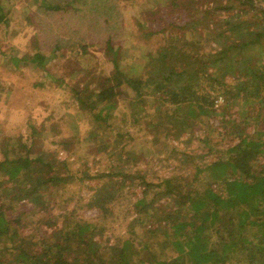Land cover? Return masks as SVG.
<instances>
[{"label":"trees","instance_id":"obj_1","mask_svg":"<svg viewBox=\"0 0 264 264\" xmlns=\"http://www.w3.org/2000/svg\"><path fill=\"white\" fill-rule=\"evenodd\" d=\"M90 1L68 0L65 7L72 6V10L79 13ZM238 1L245 4L244 0ZM4 2L0 0V29L6 32L12 17ZM103 2L106 3V0ZM260 2L264 5V0ZM245 5L249 8L251 20H242L244 15L239 14L241 17L233 26L236 30L216 32L217 28L210 30L205 38L203 33H194L188 24L169 35V28H176L173 22L157 24L160 17L155 15L154 18L138 19L137 37L147 44L165 43L145 51V58L139 63L136 55H125L129 51L120 43V39L115 41L120 45H115L113 29L105 33L107 26L111 28L113 25L108 17L103 18L102 24H90L91 34L85 37L84 29L72 28L74 20L79 18L76 13L71 15L73 21L70 19L65 25L48 24L47 35H43L45 37L40 32L37 37H31L30 49L22 56H19V51L14 53L13 58L6 53L2 55L17 70L24 64L33 70L44 71L59 58V51L67 43L64 38L72 37L80 41L76 46L81 53H86L87 38H92V43L96 44L99 37L105 36L104 49L114 55L113 70L108 74L99 73L95 68L96 74L92 75L96 88L91 91L93 105L101 108V112H94L96 108L82 110L78 106L81 109L79 112L93 111V116L99 122L105 107L113 106L109 101L129 89L132 92L131 104L136 108L145 107V102H151L164 110H186V115L171 119L169 123L164 121L152 131L158 137L162 131L164 134L170 132L165 130L172 127L174 134L180 136L190 127L191 121L199 124L205 121V115H212L219 98L226 104L237 101L256 103L264 112V7L258 6L255 0H247ZM45 7L48 8L49 17L53 18L62 6L46 3ZM225 9L229 8L219 7L217 13ZM201 15L194 22L204 23L207 16ZM153 21L156 26H161L160 30H151L152 26L149 25ZM194 22L191 23L193 27L196 26ZM102 25L105 26L103 34L99 32L104 30L101 29ZM232 36L236 37L238 43L229 41ZM204 40L210 41V44L205 45ZM177 46L187 58L181 60L176 68V63L172 65L171 62ZM212 56L215 60H211ZM126 58H131L133 62L122 70ZM200 60L205 63L204 66L199 65ZM224 64L229 66L227 72L221 68ZM137 69L139 72H133ZM233 70H236V76L230 75L229 72ZM228 77H232V82L227 81ZM205 81L209 82V88L202 87ZM44 112L42 110L41 113ZM258 118L259 115L254 120ZM103 120L107 121L105 117ZM240 127L237 125L236 129ZM47 131L46 128L33 126L30 133L34 140L16 141L13 147L2 152L0 195L4 190H12L11 193L16 195L14 199L31 202L37 209L47 203V191L59 182L54 193L61 197L65 195L63 184L66 186L73 177L51 176L54 168L47 161L53 158L54 153L49 150L46 158L32 154L34 151L41 153ZM214 136V132L208 134L200 141L204 144L199 146L205 145L207 152L211 153L213 146L210 142ZM236 137L239 142L228 148L227 158H218L194 174L196 183L200 182L201 175H208L205 178L214 181L215 187L199 188L193 185L181 190L179 186L185 180L182 175L163 179L156 187L146 181L141 182L144 191L142 197L132 204L136 217L128 224L129 237L120 239L117 244L109 239L99 240L103 233L98 225L83 218L75 219L72 212L66 213L67 220L61 224L54 218H47L48 222H44L45 219L36 222L38 230L48 226L56 232L52 237L27 236L19 232L23 227L20 219L16 220L17 226L12 228L13 221L0 205V264H105L102 251L111 254L108 264H264V168L259 166V157L264 155V143L254 136H248L245 128ZM58 146L66 148L63 142H59ZM183 156V166L199 163L198 158ZM160 188L164 190L155 192ZM117 194L106 188L99 189L91 199L90 206L98 208L109 220L108 216L113 214L111 203ZM162 197L169 200L174 197L181 201L175 209L169 210L168 203L157 202Z\"/></svg>","mask_w":264,"mask_h":264},{"label":"rangeland","instance_id":"obj_2","mask_svg":"<svg viewBox=\"0 0 264 264\" xmlns=\"http://www.w3.org/2000/svg\"><path fill=\"white\" fill-rule=\"evenodd\" d=\"M4 1L12 19L6 32L0 29V159L2 152L13 147L12 144L16 141L22 143L34 140L30 133L33 126L43 127L48 130V135L43 137L41 144L44 148L41 153L34 151L32 154L46 158L51 150L54 153L53 158L47 161L54 168L51 176L73 177L66 186L63 184V197L54 193L60 182L53 189H49L46 193L47 203H43L40 209L35 208L31 202L14 199L16 195L11 193L12 190H4L0 195V205L13 221L12 228L17 226L16 220L20 219V225L23 226L20 233L52 237L56 232L48 226H42L38 230L36 222L43 219L48 222L47 218H54L61 224L67 220L66 213L72 212L73 218H83L98 225L103 233L99 240L109 239L117 244L120 239L129 237L128 224L136 217L132 204L142 197L144 191L141 182L146 181L156 187L163 179L182 175L185 180L179 186L181 190L193 185L199 188L215 187L214 181L205 178L208 175H201L200 182L196 183L194 174L218 158H227L226 151L239 142L236 136L241 129L245 128L248 136H254L264 143L263 110L256 103L243 104L242 101H237L226 104L222 98L216 102L212 115H205V121L199 124L191 121L190 127L180 136L175 135L172 127L165 130L170 132L164 134L162 131L158 137L152 131L164 121L169 123L171 119L186 115V110H164L151 102H145V107L136 108L131 104L132 92L129 89L109 101L113 106L105 107L102 119L98 122L93 113L101 112V108L93 105L95 103L91 99V91L96 88V80L92 74L95 73V68L99 73L109 74L113 70L114 55L104 49L105 36L99 37L96 44L92 43V38H87L86 53H81L76 46L80 41L72 37L64 38L67 41L65 48L59 51V58L47 70H33L32 67L23 66L24 64L17 70L13 63L5 60L3 53L13 58L14 53L19 51V56H22L23 52L30 49L31 37H37L38 32L42 36L47 35V26H54L56 23L65 25L76 12L72 10V6L65 7L68 0ZM93 1L85 4L82 12L76 13L79 18L74 20L73 27L71 26L73 30L82 28L84 36L88 37L92 30L90 24H102L103 18L108 17L112 21V27L107 26L105 32V26L102 25L101 29L104 30L99 32L107 34L108 30L113 29L115 45H120L115 42L120 39V43L129 51L125 55H136L140 59L136 60L137 63L145 58V51L152 50L154 45L165 44H147L137 37L135 34L138 33V19L148 16L154 18L155 15L160 17L157 24L173 22L176 28L170 27L169 35L175 34L176 29L188 24L194 33H203L205 38L210 30L217 28L216 32L236 30L233 26L242 15V20H251L252 17L245 5L247 0L243 1L245 4L238 0H140L138 3L137 0H106V3L103 0ZM255 1L258 6L264 7L260 0ZM46 3L62 6L55 17L50 18L47 14ZM219 7L229 9L217 13ZM201 14L207 16L204 23L194 22ZM229 20L233 23H229ZM192 22L195 27L191 25ZM157 24L153 21L149 27L152 26L151 30L158 31L161 26H156ZM144 26L146 27L145 24ZM229 41L238 43L235 36L230 37ZM204 42L205 45L210 44V41ZM177 48L173 50L175 57L171 62L172 65L176 63V68L181 60L187 58L183 55V50L178 46ZM211 60H215V57L212 56ZM132 62L131 58H126L122 70ZM203 64L205 63L200 60L199 65L204 66ZM228 67V64H224L221 68L227 72ZM133 72L139 71L137 69ZM208 73L211 74V70ZM229 73L231 76L237 75L236 70ZM228 78L227 81L232 82V77ZM209 86L207 81L202 85ZM78 106L82 110H96L81 113ZM42 110L45 112L41 113ZM257 115L258 120H254ZM104 117L107 121L103 120ZM237 125L241 127L236 129ZM212 131L216 136L210 142L213 151L211 147L212 152L209 153L205 145L199 144H204L200 141L212 134ZM59 142H63L66 148L59 147ZM183 155L198 158L199 163L183 166ZM259 160V166L264 168V155ZM104 188L119 193L111 203L113 214L108 216L109 220L104 218L98 208L90 206L96 191ZM162 190L164 188L156 189L155 192ZM180 201L174 197L171 200L162 197L157 202L168 203L171 210ZM137 246L141 247L140 244ZM154 249L153 246V253ZM101 255L104 256V263L108 264L111 254L102 251Z\"/></svg>","mask_w":264,"mask_h":264}]
</instances>
